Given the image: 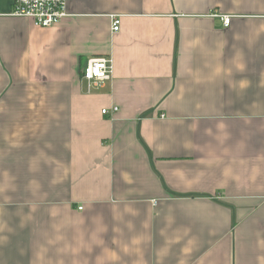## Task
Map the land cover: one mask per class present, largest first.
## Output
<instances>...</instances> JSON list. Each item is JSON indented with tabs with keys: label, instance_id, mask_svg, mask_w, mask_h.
<instances>
[{
	"label": "crops",
	"instance_id": "0c3cea01",
	"mask_svg": "<svg viewBox=\"0 0 264 264\" xmlns=\"http://www.w3.org/2000/svg\"><path fill=\"white\" fill-rule=\"evenodd\" d=\"M12 5L0 264H264V0H68L51 28Z\"/></svg>",
	"mask_w": 264,
	"mask_h": 264
},
{
	"label": "built area",
	"instance_id": "2783aa9c",
	"mask_svg": "<svg viewBox=\"0 0 264 264\" xmlns=\"http://www.w3.org/2000/svg\"><path fill=\"white\" fill-rule=\"evenodd\" d=\"M68 0H13L11 12L7 15L14 18H25L31 20L35 26L40 28H51L59 25L68 17ZM0 16H3L0 13ZM224 27L230 25L229 17L221 18ZM111 30L119 31V20L113 19ZM113 61L111 57L91 58L86 62L81 78L86 82L90 91L94 86H101L112 80ZM118 109L113 108L111 112L103 110V115L114 116Z\"/></svg>",
	"mask_w": 264,
	"mask_h": 264
}]
</instances>
